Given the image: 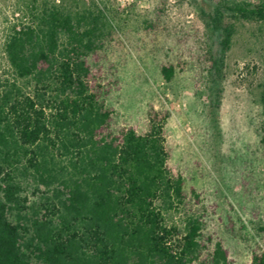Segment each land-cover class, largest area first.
Returning a JSON list of instances; mask_svg holds the SVG:
<instances>
[{
    "label": "trees",
    "instance_id": "trees-1",
    "mask_svg": "<svg viewBox=\"0 0 264 264\" xmlns=\"http://www.w3.org/2000/svg\"><path fill=\"white\" fill-rule=\"evenodd\" d=\"M83 1L42 0L29 22L5 39L0 264H228L221 241L203 258L198 215L178 224L186 205L184 179L168 167L156 118L150 116L144 134L133 128L102 133L111 112L91 87L86 59L105 47L115 27L99 2ZM226 9L264 23V0ZM221 19L218 10L214 22L224 37L213 59L215 110L233 39ZM174 72L162 67L167 82ZM260 98L264 144V91ZM251 259L264 264V250H254Z\"/></svg>",
    "mask_w": 264,
    "mask_h": 264
},
{
    "label": "rangeland",
    "instance_id": "rangeland-1",
    "mask_svg": "<svg viewBox=\"0 0 264 264\" xmlns=\"http://www.w3.org/2000/svg\"><path fill=\"white\" fill-rule=\"evenodd\" d=\"M41 1L0 0V76L9 70L7 35L14 26L27 24ZM95 1L115 27L105 47L86 59L91 87L111 112L102 133L133 128L144 134L150 116L155 117L163 126L168 167L184 179L180 228L186 215H198L204 224V259L221 241L228 264H252V252L264 250V144L259 134L264 23L226 8L257 0ZM218 10L221 26L232 28L233 39L215 110L213 59L224 37L214 22ZM164 66L175 71L169 82Z\"/></svg>",
    "mask_w": 264,
    "mask_h": 264
}]
</instances>
